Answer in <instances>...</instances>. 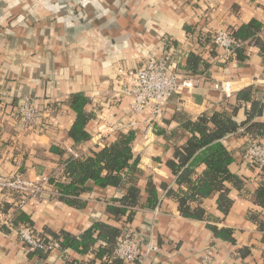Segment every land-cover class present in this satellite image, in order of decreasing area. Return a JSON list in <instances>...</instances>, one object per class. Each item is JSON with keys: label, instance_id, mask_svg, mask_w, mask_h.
Segmentation results:
<instances>
[{"label": "crops", "instance_id": "obj_1", "mask_svg": "<svg viewBox=\"0 0 264 264\" xmlns=\"http://www.w3.org/2000/svg\"><path fill=\"white\" fill-rule=\"evenodd\" d=\"M252 20L260 23L255 37L264 43V0H0V177L20 173L31 180L68 182L69 148L87 156L131 129L139 171L138 204L130 221L107 211L128 184L93 186L71 204L49 189L21 207L0 190V220L11 211L15 223L23 216L40 235L51 237L61 230L79 236L96 221L118 228L127 222L141 232L143 247L135 263L117 264H199L206 247L219 264H264V209L252 197L264 173L242 158L249 138L264 142V134L222 140L232 156L228 168L242 181L240 188L224 182L231 202L227 211L218 207L214 193L189 201L191 209H203L202 217L184 216L176 197L161 188L163 183L174 191L187 188L173 182L167 166L176 147L191 136L186 121L216 110L240 123L256 100L262 113L248 125L264 124V52L254 39L237 38L244 57H225L210 41L214 31L234 36ZM190 53L207 64L200 63L201 72L187 69ZM162 57L170 72L192 83L168 98L161 115L151 117L148 108L135 115L131 97L123 92L128 77L119 69L134 70ZM244 89L248 101L236 98ZM75 94L88 99L83 111L89 115L84 126L89 137L80 142L68 136L76 119L69 105ZM24 97L36 104L46 128L27 129L17 120ZM204 168H195L194 179ZM148 181L159 201L154 208L145 204ZM220 231L226 237L216 234ZM149 243L156 249H148ZM100 244L86 251L61 247L43 257L30 255L15 231L0 223V264H104L95 252Z\"/></svg>", "mask_w": 264, "mask_h": 264}, {"label": "trees", "instance_id": "obj_2", "mask_svg": "<svg viewBox=\"0 0 264 264\" xmlns=\"http://www.w3.org/2000/svg\"><path fill=\"white\" fill-rule=\"evenodd\" d=\"M259 29L260 23L252 20L234 31V36L239 40L254 39L258 47L264 52V43L255 37ZM235 56L237 59L244 57L241 49H235ZM200 63L204 68L207 66L197 54L190 53L187 69L191 73L201 72L202 70H199ZM236 98L241 101H248L250 99L249 91L241 90ZM87 101L88 99L81 94H75L69 100L70 107L76 113V119L68 131V136L76 142L89 137L84 130V126L89 119V115L83 111ZM233 107L232 113H235L237 106ZM261 113L262 104L253 100L246 119L240 123L233 120L226 112L216 110L209 116L203 114L195 121L184 123V127L191 132V136L181 146L176 147L174 157L167 161V166L174 176L173 182L179 187L185 185L187 188L183 191L181 189L174 191L166 183L161 185V188L168 194L176 197L182 215L202 217L203 209H191L189 201L201 199L214 193L218 194V207L222 211L228 210L231 202L226 195L227 189L224 182H232L235 187L240 188L242 181L237 174L232 173L228 168L232 156L222 140L227 135L232 134H235V136L249 132H258L259 135L264 134L263 123L253 122L248 125L254 117L259 116ZM134 137L135 132L132 129L127 132H119L114 140L87 156L68 157L64 165L69 181L58 180L55 183L56 195L66 203L71 204L73 203V197L79 196L83 191L93 186L118 188L128 184L126 193L119 198L112 199V203L107 205V211L116 219L125 217L127 221H130L133 208L138 204L139 196L137 158L133 157L132 152ZM199 165H204L205 168L194 179L195 168ZM146 189L148 198L145 204L148 208H154L159 203L155 186L151 181H148ZM252 197L264 209V181L254 189ZM22 219L25 218L20 216V220L26 223ZM259 223L261 226V222ZM222 232H216V234L219 236L222 235ZM51 234L53 237H43L55 238L59 241L60 247L78 251L88 250L95 242L101 243L95 251L96 256L101 258L104 264H108L106 258L110 254L117 237L121 234V228L103 221H96L79 236L63 230ZM222 237L226 236L222 235ZM34 253L40 257L47 255L38 249H33L30 255Z\"/></svg>", "mask_w": 264, "mask_h": 264}, {"label": "built area", "instance_id": "obj_3", "mask_svg": "<svg viewBox=\"0 0 264 264\" xmlns=\"http://www.w3.org/2000/svg\"><path fill=\"white\" fill-rule=\"evenodd\" d=\"M210 41L213 46L222 50L223 56L230 57L235 54V49L240 42L227 30H216L211 33ZM121 76L128 77V87L123 92L131 97L130 109L135 115H140L146 108L150 110L151 117H157L163 113L168 98L183 87H189L192 80L189 78L180 79L175 73L169 71V64L166 57L152 59L140 67L126 71L119 69ZM17 120L27 129H44L48 125L45 117L40 114L36 104L29 98H22L16 109ZM155 119V118H154ZM72 157H80L74 149H68ZM242 158L245 161H252L258 173H264V142L249 138L243 149ZM66 173L64 179L67 180ZM55 178L53 182L48 177L38 180H31L20 173L0 177V190L2 193L14 199L18 207L24 205L29 199H33L52 190L56 193ZM2 225L15 231V234L29 249H38L44 254L60 249L59 241L55 238L40 236L39 233L28 223L13 221V213L7 212L0 220ZM143 247L142 234L127 222L121 228V234L106 258L108 264L135 263L141 255ZM147 248L156 249L149 243ZM206 247L199 264H219Z\"/></svg>", "mask_w": 264, "mask_h": 264}]
</instances>
